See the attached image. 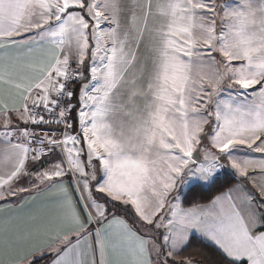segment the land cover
Segmentation results:
<instances>
[{"label": "snow or ice", "instance_id": "1", "mask_svg": "<svg viewBox=\"0 0 264 264\" xmlns=\"http://www.w3.org/2000/svg\"><path fill=\"white\" fill-rule=\"evenodd\" d=\"M0 119V210L59 206L0 221V264H176L193 236L264 264V0H0Z\"/></svg>", "mask_w": 264, "mask_h": 264}, {"label": "trees", "instance_id": "2", "mask_svg": "<svg viewBox=\"0 0 264 264\" xmlns=\"http://www.w3.org/2000/svg\"><path fill=\"white\" fill-rule=\"evenodd\" d=\"M78 83L79 82H74L71 84V89L72 91L75 92V95L72 98L71 103L74 104L73 102H75L77 99L76 95L78 91ZM31 106V105H30ZM72 123H73V129H69L68 131L72 134L75 135L77 131H79L78 129V118H77V110L76 108H74L72 110V112L70 113L69 117H68ZM26 127H28L30 130L32 128L39 129L42 127H49L48 125H27ZM51 127L56 128V125H52ZM59 128H63V125L58 126ZM70 146V144L68 145V147ZM47 158H45L44 162H43V167L47 166ZM29 167H39V165H31ZM234 183V176L231 173H224L222 176L218 177L214 183L204 187L202 185H193L191 187V190H188L187 192H185V194H182V198H183V206L184 207H188L190 206V204L192 203H208L211 198H213L215 195L219 194L221 191L226 190L227 187H231L233 186ZM24 196L27 195L26 193L23 194ZM10 199H16V198H10ZM113 211H115L118 215L124 216V215H128V213H126L125 211L122 210V208H115L113 209ZM186 257H191L194 260H197L200 262V264H209L210 261H214V260H219L220 256L218 251L215 249L214 246H212L210 243L196 237L193 236L190 243L188 244V246L186 248H184L180 255L176 258V262H178V264H182L183 259Z\"/></svg>", "mask_w": 264, "mask_h": 264}, {"label": "crops", "instance_id": "3", "mask_svg": "<svg viewBox=\"0 0 264 264\" xmlns=\"http://www.w3.org/2000/svg\"><path fill=\"white\" fill-rule=\"evenodd\" d=\"M36 56L37 62H39L40 57L37 54H34ZM73 60H70V63H72ZM258 87V86H257ZM79 91V87H78ZM78 91L76 98L78 99ZM7 96L9 98V103L10 106H12V101L15 99V89L10 90L7 93ZM22 101L16 100L14 106L15 107H21L22 106ZM27 125L21 124L20 127H26ZM3 120L0 119V128H3ZM71 145V143H69ZM200 159H202L200 162H203V157L201 156ZM30 166V164H29ZM48 166V164H47ZM46 166V167H47ZM226 173V172H224ZM222 173L221 175H223ZM220 175V176H221ZM200 185V184H197ZM55 190H50L48 192L44 193H39L35 197V199H29L26 202H21L22 207L17 205L14 206L12 209L4 208L0 210V221H3L5 218H7L9 215L11 216H20L21 217V222L22 223H30L31 222V217L32 216H37L39 217L41 222H47L49 220H52L59 214V206L57 203H55V195H54ZM27 197V195H25ZM122 208L123 207H119ZM121 216V215H120ZM202 240L203 238L196 236ZM206 241V240H204ZM208 242V241H206ZM209 243V242H208Z\"/></svg>", "mask_w": 264, "mask_h": 264}, {"label": "rangeland", "instance_id": "4", "mask_svg": "<svg viewBox=\"0 0 264 264\" xmlns=\"http://www.w3.org/2000/svg\"><path fill=\"white\" fill-rule=\"evenodd\" d=\"M216 2H217V4L218 5H223V4H227V5H229L230 7H232V6H236V4H237V0H216ZM220 9L218 8V11H219ZM218 30H219V20H218ZM72 63H74V60L72 61ZM85 63L87 64V60L85 61ZM88 73L87 72H85V75H87ZM78 86H79V89H80V87H81V84H80V82L78 83ZM78 97H79V91H78ZM74 103V105H77V108L79 107V105H78V99L75 101V102H73ZM77 110V109H76ZM206 132H207V126H206ZM202 135H204V134H202ZM81 145H76V147H80ZM71 147H73V145L71 144L70 146H69V148H71ZM194 155H197V153H194ZM202 155H199V157H201ZM203 157V156H202ZM202 160V159H201ZM228 173H231V171H227ZM231 174H233V173H231ZM222 176V175H221ZM195 185H197V184H195ZM202 186H204V187H206L205 185H202ZM208 186V185H207ZM192 187V186H191ZM177 188L178 189H180V191H181V195L184 193L185 194V192H187L188 190H189V188L188 187H181L179 184L177 185ZM204 204H207V203H204ZM122 205H120V206H118V207H121ZM123 207V206H122ZM176 264H178V262H176Z\"/></svg>", "mask_w": 264, "mask_h": 264}, {"label": "built area", "instance_id": "5", "mask_svg": "<svg viewBox=\"0 0 264 264\" xmlns=\"http://www.w3.org/2000/svg\"><path fill=\"white\" fill-rule=\"evenodd\" d=\"M75 82V81H74ZM74 82H70L69 83V85H68V87H69V89H71V84L72 83H74ZM72 90V89H71ZM67 104V102L65 101V105ZM46 128H48V127H42V128H39V129H36L35 131H36V134L37 135H39V136H42V135H44L45 134V129ZM60 139L61 140H63L64 138L63 137H60ZM34 146H36L35 144H34ZM46 147V146H45Z\"/></svg>", "mask_w": 264, "mask_h": 264}, {"label": "water", "instance_id": "6", "mask_svg": "<svg viewBox=\"0 0 264 264\" xmlns=\"http://www.w3.org/2000/svg\"><path fill=\"white\" fill-rule=\"evenodd\" d=\"M198 155V154H197ZM199 160L201 161L200 157H199Z\"/></svg>", "mask_w": 264, "mask_h": 264}]
</instances>
